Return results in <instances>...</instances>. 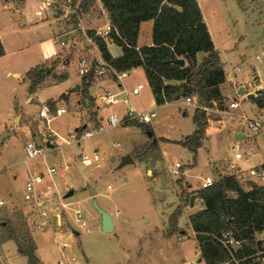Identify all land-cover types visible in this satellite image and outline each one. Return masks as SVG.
I'll use <instances>...</instances> for the list:
<instances>
[{
  "label": "rangeland",
  "instance_id": "obj_1",
  "mask_svg": "<svg viewBox=\"0 0 264 264\" xmlns=\"http://www.w3.org/2000/svg\"><path fill=\"white\" fill-rule=\"evenodd\" d=\"M7 1L13 8H20L25 2ZM42 1L30 0L26 5V10L33 14L32 26L28 27L29 23L24 25L27 22L20 20L21 11L16 9L4 10L3 16H0L5 40L11 44L10 39L16 37L17 47H26L0 60V134L5 132L6 125L9 132L13 130L12 135L0 143V200L4 201L0 204V215L8 212L13 201L24 199L25 171L31 166L34 172L45 173V182H55L59 186L60 194L53 197L56 203L58 200L71 203L56 208L52 215V224L55 225L45 227L38 233L36 244L43 248L40 252L50 264H207L204 259L198 262L201 252L189 224L190 214L204 207L203 201L197 196L191 206L182 192L200 189L201 179L211 173L217 180L236 172V168H232L228 161L234 158L231 157L232 148L237 143L246 157L238 161L243 169L264 163V129L260 132L261 136L255 134L250 138L238 139L235 131L238 117L211 116L203 144L194 154L179 142L196 130L193 119L196 108L187 106L185 97L178 104L156 106L157 116L152 124L118 125L83 138L78 143L70 133L78 131L81 135L85 128L94 129L101 124L108 127L109 114H123L126 109L123 104L105 105L98 96L94 98L93 105L90 100L88 114L83 117L85 109L83 105H78L76 91L67 86L69 82L55 84L60 73L72 70L79 75L80 59L87 58L92 64L95 62H92L95 53L88 50L92 46L84 41L85 34L79 25V18L92 23L104 15L103 8L109 16L110 12L100 0L96 3L97 7H93L94 3L88 9L79 8L80 1L52 0V7L40 14L38 8ZM202 1L210 19L213 41L225 69L226 81L232 78L235 83L247 88H251L249 83L254 85L264 82L262 0H220L215 4L211 0L208 3ZM53 10L60 13L67 10L69 17L73 19L75 16L77 19L73 23L69 22L73 26H66L67 35L64 34L63 38L60 35L56 37L59 30L56 21H53ZM60 19L64 20L63 17ZM41 20L47 22L38 24ZM104 20L99 24H103ZM22 27L26 28L17 32ZM62 40L69 44L63 45ZM75 40L79 49H76V53L72 47ZM61 48L63 51L56 58ZM88 52L90 54L86 55ZM203 55L206 54H198L199 57ZM55 59L60 62L39 86L36 100H27L29 84L26 72L39 62H47L44 65L50 66ZM68 59L71 61L68 62L69 69L61 66ZM237 66L241 68L239 72L234 70ZM13 72H19L20 78L13 76ZM107 74L113 78L111 72ZM138 83H143L144 88L140 94L131 96L132 104L139 110H148L154 96L145 72L142 69L129 71L124 86L132 88ZM226 85L222 84L226 94L245 99L244 108L249 114H255L256 102L247 98L245 93L236 94L235 89L231 91V87ZM63 92H68L69 97L59 99L58 107H65L66 112L55 116L54 108L50 111L51 117L54 116L50 122L42 119L40 110L50 105L49 99ZM230 100L228 97L227 102ZM15 111L17 119L13 120ZM19 125L29 127L32 132L29 137L24 130L19 129ZM138 125L149 127L153 131L152 135ZM46 130L56 136L51 138L55 140L52 147H47L44 140ZM28 138L42 145L46 155L26 163L25 145ZM93 150H97L102 157L100 166L96 162L82 164L80 155ZM126 155H130L133 161L121 165ZM221 161H226L228 165H223ZM176 162L181 167H175ZM216 162H220L218 167L221 169L215 166ZM49 167H56L58 172L49 175ZM63 172L68 176V181L61 178ZM239 178L241 184L247 187L249 180H245L244 176ZM180 179L182 185L179 184ZM109 185L112 189H109ZM89 187L97 189L98 203L113 214L116 227L112 232L102 230L100 214L89 198ZM71 189L75 192L66 198ZM27 202L23 200L17 203L10 214L11 218L7 217L9 227L21 238L24 247L29 245L30 218H23L19 211L31 214L36 225L41 220L36 206ZM182 204L185 205L178 217L177 229L170 233V217ZM76 210L82 212L86 226L82 227L77 220ZM56 213L66 216L65 224L62 225L61 220L57 221ZM6 230V226L0 223V234ZM0 251L5 255L6 264H29L28 256L20 251L18 245L13 250L6 248L5 251L0 247Z\"/></svg>",
  "mask_w": 264,
  "mask_h": 264
},
{
  "label": "trees",
  "instance_id": "obj_2",
  "mask_svg": "<svg viewBox=\"0 0 264 264\" xmlns=\"http://www.w3.org/2000/svg\"><path fill=\"white\" fill-rule=\"evenodd\" d=\"M78 1L79 8L84 9L95 3V0H75V3ZM262 2L264 4V0ZM111 7L109 17L112 30L109 36L97 35L95 30H89L88 34L115 71L129 72L143 68L158 105L179 101L187 96H195L199 104L206 106L211 105L213 100L223 103L222 84L226 81V73L198 0H111ZM74 17L75 22L77 19ZM148 20L154 22L153 43L139 46L141 24ZM108 41L122 48V56L115 58L111 55ZM200 52L206 54L201 60L198 59ZM3 55L5 48L0 38V57ZM174 58H184L185 64L172 62ZM59 62L55 59L50 66L43 64L32 67L27 72L28 91L36 92ZM111 74V77H115L113 72ZM66 76V73L62 74L58 80ZM95 78L94 63L82 77L83 94L88 95V88ZM89 100L93 105L94 99ZM253 100L258 108L264 109V90ZM48 106L51 111L55 108L52 102ZM193 119L196 130L179 142L197 154L212 117L208 112L196 108ZM135 123L138 122L127 124L137 125ZM140 127L147 132L151 130L144 125ZM178 181L182 185V180ZM198 190L182 192L189 201L196 194L204 205L190 214L189 224L195 233L202 260H206L207 264H216L227 257L226 249L217 238L222 230L231 229L239 239L248 243L254 231L262 229L264 186L248 181L247 187H244L237 175L229 174L217 179L212 186ZM184 205H180L170 217V233L177 229V220ZM12 238L17 240L19 246H24L18 236Z\"/></svg>",
  "mask_w": 264,
  "mask_h": 264
},
{
  "label": "built area",
  "instance_id": "obj_3",
  "mask_svg": "<svg viewBox=\"0 0 264 264\" xmlns=\"http://www.w3.org/2000/svg\"><path fill=\"white\" fill-rule=\"evenodd\" d=\"M52 0H43L40 5L39 12L42 13L52 7ZM112 30V25L109 24L105 29L96 30V34L102 37L107 38ZM63 45L66 44V41L62 40ZM95 61V62H94ZM92 62L95 63V74L96 75H105L110 71L115 74V77L121 81L122 77L127 75V72H117L115 71L104 58L93 59ZM93 63V64H94ZM92 63H89L88 59H82L80 61L79 72L81 75L87 74L92 66ZM235 72H239L241 68L239 66L235 67ZM108 75V74H107ZM144 88L143 83H139L137 86L128 90L122 83L118 84L115 89H106L105 92L99 95V100L101 103H104L108 106H114L123 104L126 109L123 114L114 112L108 116V127H104L103 124L95 126L94 129L85 128L81 135L79 132L70 133L72 137L80 143L81 139L89 138L94 136L98 132H102L108 128L116 127L118 125H125L131 121H136L140 124H152L154 118L157 116V108L152 107L148 110H139L133 104L131 100L132 95L140 94L141 90ZM264 90V82L259 84L251 85V88H247L248 93H255L258 96L259 91ZM236 94H241L238 89H236ZM245 94V95H247ZM231 100L227 102V98ZM248 98V96H247ZM245 99H238L232 95L225 96L223 103L217 100H213L211 105H201L197 102L195 96L186 97V105H192L195 108H200L208 112L211 116H216L220 118L221 116H236L238 117L237 127L235 129L236 134H244V138H250L251 135L260 133L264 129V109H260L256 106L255 114L251 115L244 108L243 103ZM65 112V108L57 107L56 115H61ZM40 117L45 119L47 122L54 117H51L49 107L41 109ZM222 121V120H220ZM44 140L47 143H55V140H52V137L55 135L46 130L43 134ZM70 142V140H68ZM54 145V144H53ZM48 147V145H47ZM235 158L231 165L232 168H236V172H232V175H237L238 177H243L245 180L252 181L259 186H264V163L255 164L250 166L247 169H243L238 161L245 158L244 153L241 151L239 146H234ZM26 150V160L35 159L44 157L46 149L35 141H29L25 145ZM80 161L82 164H91L96 162L97 166H100L102 157L100 156L97 150H93L91 153H82L80 155ZM175 167H181L179 162L175 163ZM68 166L65 167L67 169ZM58 172L56 167H49L47 173L53 175ZM45 180V173L43 172H32L29 173L25 184L24 190V199L28 202L33 203L36 208L39 209L42 215H46L48 211L49 203H54L53 197L57 195L59 189L54 184V182L49 183L46 188H40L41 184ZM68 180V179H67ZM215 178L211 175H207L201 179V188H206L212 186L215 183ZM109 189H112V186H108ZM60 194V193H59ZM4 201L0 200V204H3ZM70 203H63V207L69 206ZM118 211L117 214H119ZM77 220L81 222V226H86V222L83 219V214L80 210H76ZM218 240L223 245L227 251V257L220 260L216 264H264V223L261 230H256L251 235L250 242L247 243L245 240L239 239L233 230L224 229L217 235Z\"/></svg>",
  "mask_w": 264,
  "mask_h": 264
},
{
  "label": "crops",
  "instance_id": "obj_4",
  "mask_svg": "<svg viewBox=\"0 0 264 264\" xmlns=\"http://www.w3.org/2000/svg\"><path fill=\"white\" fill-rule=\"evenodd\" d=\"M30 0H25V2H24V4L20 7V8H13L11 5H9V3H8V1L7 0H5V1H3V0H0V16H3V11L4 10H7V9H10V10H13V9H16V11H21V13H20V20L22 21V20H25L27 23H25L24 25H26V24H28L29 23V25H28V27L29 26H32V24H33V14L32 13H30L29 11H27L26 10V5H27V3L29 2ZM101 1V0H100ZM207 3H208V0H205ZM98 2H99V0H95V5L93 6V7H97L96 6V3L98 4ZM198 2H199V4H200V7H201V9H202V12H203V16H204V19H205V21H206V23H207V25H208V27H209V30H210V33H211V36L213 37V32H212V29H211V24H210V19H209V17L207 16V14H206V12H205V10H204V6H203V1L202 0H198ZM219 3L220 2V0H211V3L212 4H215V3ZM40 4H41V2H40ZM78 6V5H77ZM39 8H40V6H39ZM38 8V9H39ZM102 8V7H101ZM15 11V10H14ZM38 12H39V10H38ZM103 12H104V15L101 17V18H99V19H96V20H93V22L91 23V22H85V21H83L82 20V18L80 17L79 19H80V22H79V25H80V27L82 28V30H83V32H84V34H85V39H84V41L86 40L87 42H89L90 44L89 45H91L92 47H91V49H88L89 51L91 50L92 52H94L95 53V56L93 57V58H95V59H97V58H103V56H102V53H101V51H100V49H99V47L97 46V44H96V42L94 41V39H93V37L92 36H90L89 34H88V31L89 30H98V29H105L109 24H111V22H110V17H109V15H108V13L105 11V9L103 8ZM40 13V12H39ZM43 13V12H42ZM41 14V13H40ZM53 21H56V23H57V25H58V34H56V37L57 36H59L60 35V37L61 38H63V36H64V34H66L67 32V30H66V26L67 27H71V25L72 24H70V23H73L74 22V20L71 18V17H69L70 15H69V12L67 11V10H65V11H63V12H55L54 10H53ZM60 17H63L64 18V20L62 21V19H60ZM105 18V20L103 21V24H99L100 23V21L102 20V19H104ZM47 19H48V17H47ZM36 21V20H35ZM40 22L42 23V24H45L46 22H47V20L46 21H43V20H41V21H38L37 23L38 24H40ZM70 22V23H69ZM153 25H154V22H153V20H148V21H145V22H143L142 24H141V27H140V32H139V39H138V45L139 46H141V45H144V44H152L153 43V39H152V30H153ZM73 26V25H72ZM26 27H22V29L20 28V29H17V32L19 31V30H23V29H25ZM73 29H74V27H73ZM88 30V31H87ZM65 32V33H64ZM67 35V34H66ZM0 38H1V40H2V43H3V45H4V48H5V55H3V56H1L0 57V60H2V59H4V58H6V56L9 54V53H17V52H19V51H21V50H23V49H26V47L25 46H20V47H17V45H16V43H17V38L15 37V39H10V42H11V44L9 43V42H7V40H5V38H4V35H3V33H2V30H1V27H0ZM15 40V41H14ZM65 41V40H64ZM69 44V42H67L65 45L67 46ZM28 47V46H27ZM73 52H75L76 53V49H78V46H77V41L75 40V41H73ZM216 47V46H215ZM108 49H109V51H110V53H111V55L113 56V57H115V58H117V57H120V56H122V54H123V50H122V48L119 46V45H117L116 43H114V42H112V41H108ZM79 50V49H78ZM16 51V52H15ZM63 51V48H61L60 49V51L58 52V55H57V57L56 58H58L59 56H60V53ZM87 54H90L89 52L88 53H86V55ZM204 57V55L202 56V57H199L198 56V59L199 60H201L202 58ZM82 59H87V58H82ZM82 59H80L79 60V62H78V66H79V68H80V61L82 60ZM69 61H67V62H63L62 64H61V66L62 67H66V68H70V64H68V62H70L71 63V61H70V59H68ZM105 60V59H104ZM45 63H47V62H39V63H37L35 66H38V65H43V64H45ZM35 66H32V67H35ZM31 67V68H32ZM136 69H142L143 70V68H141V67H139V68H135V69H133V70H136ZM29 71V70H28ZM27 71V72H28ZM130 71H132V70H130ZM27 72H26V80L28 81V79H27ZM67 74V76H66V78L65 79H63V80H57V82H55V84H58V83H67V82H69V84L67 85L68 86V88H71V89H73V90H75L76 91V96H77V102H78V105H83L82 107H83V109H85V111L83 112L84 114H82V115H84L83 117H86L87 116V114H88V110H89V106H88V104H89V102H90V98H96V97H98L99 95H101V94H103L104 92H105V90L106 89H115L116 87H117V85L118 84H120V83H122L123 85H124V83H125V80H126V78H128V74H129V72H127V75L126 76H124V77H122V79H121V81L120 80H118L116 77H113V78H110V76H108L107 74H105V75H96V78H95V80L93 81V83L91 84V86L88 88V95H85V94H83V91H82V77H83V75H81V74H79V75H77V74H75V72H73L72 70L70 71L69 70V72L68 71H66V72H64L63 74ZM61 74L62 73H60V75L59 76H61ZM13 76H16V77H19L20 78V76H21V74L19 73V72H13V74H12ZM146 75V74H145ZM57 76V75H56ZM57 79V78H56ZM146 79H147V76H146ZM232 79V78H231ZM227 80V81H225L224 83H223V86L224 85H226V86H229V87H231V91H233V89H235V91H236V89H238L239 91H240V88L241 87H245L243 84H240V83H235L234 81H233V79L232 80ZM147 82H148V79H147ZM28 84H29V82H28ZM139 84V83H138ZM138 84H136V85H134L133 87H135V86H137ZM148 84H149V82H148ZM251 84L252 83H249V85L251 86ZM76 85H79L80 86V91H77V89H75V87H76ZM29 86V85H28ZM223 86H222V91H223V95L224 96H227L228 94H226V92L227 91H225V89H223ZM46 87H48V86H46ZM132 87V88H133ZM149 87H150V85H149ZM126 88H127V86H126ZM39 87H38V91H39ZM128 90H130L131 88H127ZM245 89L247 90V87H245ZM150 90L152 91V89H151V87H150ZM38 91H36V92H34V93H30L29 91V93H28V95H27V100H31L32 102L33 101H35L36 100V97L35 96H37L36 94H38ZM260 92V91H259ZM153 93V92H152ZM245 94H247V93H245ZM248 94H251V93H248ZM248 94H247V96H248ZM255 94V93H254ZM154 96V95H153ZM63 97H65V99H68V97H69V93L68 92H63V93H61L59 96H56V97H52L51 99H49L48 100V102H52L53 104H54V106H55V109H57L56 108V106L58 107L59 105H58V100L59 99H61V98H63ZM255 97H257L256 96V94H255ZM253 98H251V100H252ZM48 102H47V104H48ZM55 102H57V104L55 103ZM178 102L179 101H175V102H171V103H177L178 104ZM171 103H166V104H164V105H167V104H171ZM134 105V104H133ZM156 106H158V104L156 103V100H155V98L153 99V102L151 103V107L150 108H152V107H156ZM160 106H162V105H160ZM187 106H189V105H187ZM45 107L46 106H44V108H42V109H45ZM49 107V106H48ZM63 108H65V107H63ZM50 110V109H49ZM51 111V110H50ZM65 112H66V108H65ZM184 113H186V112H184ZM62 115V114H61ZM13 120H15V119H17V115H16V111H15V113H14V115H13V118H12ZM87 123V122H86ZM85 123V124H86ZM125 125H129V124H125ZM7 126L8 125H6L5 126V132H2L1 134H0V137H1V135H3L4 133H6V132H8L9 134L7 135V136H5V138L3 139V141L2 142H0V143H3L4 141H5V139L7 138V137H9V136H11L12 135V133H13V130H11L10 132L8 131V129H7ZM20 126V125H19ZM16 127V126H15ZM21 128H19V129H21V130H24L27 134H28V137L30 136V134L32 133L31 132V130L29 129V127L26 125V126H20ZM105 131V130H104ZM228 132V131H227ZM229 132H231V131H229ZM238 136V135H237ZM257 136H261V133H258L257 134ZM55 138H56V136H55ZM244 139V138H243ZM28 140L30 141V139L28 138ZM27 140V141H28ZM28 141V142H29ZM234 146H239L240 147V149H241V146H240V144H236V145H234ZM234 146H233V148H234ZM232 148V152H233V155L231 156L232 158H233V156H234V158H235V151H234V149ZM46 155V154H45ZM244 156H245V154H244ZM234 158L231 160V162H230V160L228 161V163L229 164H232L233 163V161H234ZM246 158V157H245ZM35 159H37V158H35ZM32 159H30V160H26V158H25V161L24 162H26V163H29L30 161H31ZM221 163L223 164V165H228V163L226 162V161H221ZM220 165V162H216V164H215V166L217 167V168H219V169H221L222 167H218ZM241 166V165H240ZM215 167V168H216ZM242 167V166H241ZM247 169V168H246ZM35 170H33L32 169V167L30 166V167H28L27 168V170L25 171V183H26V181H27V178H28V176H29V173H32V172H34ZM213 171V170H212ZM16 176V175H15ZM211 176H213V174L211 173ZM61 178H63V181H68L67 179H68V176L66 175V173H62V175H61ZM49 183H52V182H43L42 184H41V186H40V188H42V189H44V188H46L47 187V185L49 184ZM54 184L56 185V183L54 182ZM191 185V184H190ZM57 187H58V189H59V186L58 185H56ZM24 187H25V184H24ZM90 188V187H89ZM25 190V189H24ZM72 191H73V193L75 192L74 191V189H71ZM70 190V191H71ZM59 191H60V189H59ZM69 191V192H70ZM96 191H97V189H96ZM68 192V193H69ZM67 193V194H68ZM66 194V195H67ZM73 195V194H72ZM99 195V192L97 191V194H96V197ZM71 196V195H70ZM70 196H66V198L67 197H70ZM61 199H62V195H61V197H60ZM89 198L90 199H92V196H91V193L89 194ZM25 201V203L27 202L25 199H17V200H15V201H13L12 202V204H11V206H10V208H9V210H8V212H6L5 214H2V215H0V223L2 224V225H4V226H6V228H7V230H6V232L5 233H3L2 235L0 234V247L5 251V249L6 248H8V249H14V247L16 246V245H18L19 246V244H18V242H17V240L15 239V238H12V236H17L16 234H14L13 232H12V230H11V228L9 227V221L7 220V217H10L11 215V213H13L14 212V208H15V206L17 205V203H20L21 201ZM66 200V199H65ZM28 203V202H27ZM63 203H65V202H63L62 200H58V202L56 203V201L54 202V203H49V208H48V211H47V214L46 215H42L41 213H40V211H39V209L37 208V211H38V214L41 216V220H39V222H38V224L36 225L35 224V221H34V219L32 220V216H31V214L29 215V214H27V212L26 211H19L20 212V214H21V216L23 215V218H25V219H27L28 217L30 218L29 219V232H28V236H29V239H31V241H32V245H33V247H34V250H35V253H36V255H37V257H38V261H37V263H39V264H50L45 258H44V256H43V254H41V252H40V250H42L43 248L42 247H39V246H37V244H36V239H37V236H39V231L41 230V229H45V227H48V226H52V225H55V224H52L53 222H52V215L54 214V212H55V210H57L56 208H58L60 205L62 206L63 205ZM70 205H71V203H70ZM203 208V207H202ZM202 208H200V209H202ZM66 215V214H65ZM113 215V214H112ZM56 216L58 217V219H57V221L58 222H60V220L62 221V225H63V223L65 224L66 223V221H67V218H66V216H63L62 215V213H61V215H59V213H56ZM114 217V216H113ZM11 218V217H10ZM28 220V219H27ZM99 221H100V226H101V215L99 216ZM61 225V226H62ZM58 226V225H57ZM115 227H116V224H115V218H114V229H115ZM76 234H80L78 231H74ZM184 232V231H183ZM20 238V237H19ZM21 239V238H20ZM19 249H20V246H19ZM21 251V250H20ZM199 251H200V248H199ZM22 252V251H21ZM201 252V251H200ZM23 253V252H22ZM40 253V254H39ZM201 257H199V259H200ZM198 259V260H199ZM203 261V260H202ZM199 262V261H198ZM201 263V262H200ZM0 264H6V262H5V255H4V253L3 252H1L0 251ZM60 264H62V262H60Z\"/></svg>",
  "mask_w": 264,
  "mask_h": 264
},
{
  "label": "water",
  "instance_id": "obj_5",
  "mask_svg": "<svg viewBox=\"0 0 264 264\" xmlns=\"http://www.w3.org/2000/svg\"><path fill=\"white\" fill-rule=\"evenodd\" d=\"M102 4L107 8V10L109 12L112 11V7H111V0H101ZM172 62L174 63H177V64H180V65H184L185 64V59L184 58H174L172 60ZM80 86L79 85H76L75 89H79ZM240 93H247V90L245 89V87H241L240 88ZM255 97V94L254 93H251V94H248V98L251 99V98H254ZM153 133V131L149 130L148 131V134L151 136ZM9 133L6 132L4 133L3 135H1L0 137V142L3 141V139L5 138V136H7ZM244 134H240L238 135V139H243L244 138ZM48 147H52L53 144L52 143H47ZM132 158L130 155H126L124 156L123 160H122V163L121 165H124L126 163H129V162H132ZM90 190V193H91V196H92V200H93V204H94V207L97 209V211L99 212V214L101 215V228L104 232H112L114 230V217L112 215V213L110 211H108L107 209L103 208L97 201V198H96V194H97V191L95 188L93 187H90L89 188ZM73 194V191L71 190L66 196H70ZM197 198V195L196 194H193L191 196V201H190V205L193 206L194 205V202H195V199ZM20 250L26 254L29 258V264H37V261H38V257L35 253V250H34V247L32 244H29L28 246L24 247V246H20ZM199 262L202 261V258H200L198 260Z\"/></svg>",
  "mask_w": 264,
  "mask_h": 264
}]
</instances>
